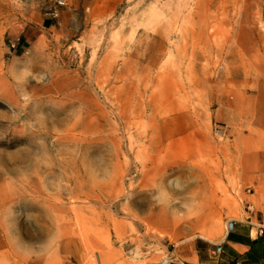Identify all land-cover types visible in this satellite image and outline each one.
<instances>
[{
  "label": "rangeland",
  "instance_id": "rangeland-1",
  "mask_svg": "<svg viewBox=\"0 0 264 264\" xmlns=\"http://www.w3.org/2000/svg\"><path fill=\"white\" fill-rule=\"evenodd\" d=\"M56 1L0 0V264H163L264 220V0Z\"/></svg>",
  "mask_w": 264,
  "mask_h": 264
},
{
  "label": "crops",
  "instance_id": "crops-1",
  "mask_svg": "<svg viewBox=\"0 0 264 264\" xmlns=\"http://www.w3.org/2000/svg\"><path fill=\"white\" fill-rule=\"evenodd\" d=\"M119 1L94 0L89 13H109ZM64 12L58 11L60 18ZM55 23L52 17H45L39 29H53ZM163 264H264V220L258 223L252 219L230 221L219 240L197 239L186 251Z\"/></svg>",
  "mask_w": 264,
  "mask_h": 264
},
{
  "label": "built area",
  "instance_id": "built-area-1",
  "mask_svg": "<svg viewBox=\"0 0 264 264\" xmlns=\"http://www.w3.org/2000/svg\"><path fill=\"white\" fill-rule=\"evenodd\" d=\"M56 3H57L58 6H63L64 5V0H57ZM57 13H58L57 10L56 11H53V15L54 16H56Z\"/></svg>",
  "mask_w": 264,
  "mask_h": 264
},
{
  "label": "bare ground",
  "instance_id": "bare-ground-1",
  "mask_svg": "<svg viewBox=\"0 0 264 264\" xmlns=\"http://www.w3.org/2000/svg\"><path fill=\"white\" fill-rule=\"evenodd\" d=\"M166 259V258H165ZM166 262V261H165Z\"/></svg>",
  "mask_w": 264,
  "mask_h": 264
}]
</instances>
